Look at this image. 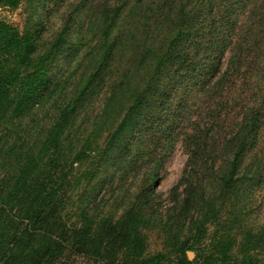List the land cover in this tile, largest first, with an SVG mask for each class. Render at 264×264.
Masks as SVG:
<instances>
[{"label": "trees", "instance_id": "trees-1", "mask_svg": "<svg viewBox=\"0 0 264 264\" xmlns=\"http://www.w3.org/2000/svg\"><path fill=\"white\" fill-rule=\"evenodd\" d=\"M113 1L59 96L49 72L64 31L33 58V36L0 21V264H264V235L247 225L264 179V0ZM178 141L182 198L157 218L153 185ZM146 160L120 215L96 213L117 172Z\"/></svg>", "mask_w": 264, "mask_h": 264}, {"label": "rangeland", "instance_id": "rangeland-1", "mask_svg": "<svg viewBox=\"0 0 264 264\" xmlns=\"http://www.w3.org/2000/svg\"><path fill=\"white\" fill-rule=\"evenodd\" d=\"M106 1L27 0L21 2L17 8L1 6L0 21L8 26L15 27L20 33L27 31L33 36L35 42L32 53L33 58L45 55L64 31L67 43L63 45L60 52L55 56L49 72V77L52 80L51 88L53 89L54 86L59 85L58 91H60L58 94L56 93L59 96L61 90L63 92L69 91L74 81L89 66L87 61L88 52L95 45V37L102 36V32L98 26L99 21L103 20L104 10L102 7ZM113 5L114 1L110 0L109 6ZM239 19L242 20L243 16H239ZM91 21L97 23L92 29ZM99 98L100 94H97L86 104V108L90 111V114L97 110ZM49 105L50 103H46L44 107H48ZM197 106L194 105L192 111H195ZM260 150L263 153L264 159V136ZM186 160L187 154L183 150L181 142L178 141L161 166L158 172L159 179L153 185L154 206L150 209V212L154 217L165 218V215H161V210L164 207L170 206L171 201L176 197L178 199L182 198V188L176 191H173V188L182 176ZM152 165V162L146 160L127 172H117L115 178L102 189L96 203L93 204L96 213L100 216L115 213V217H118L122 212L124 204H127L129 199L133 198V195L141 189L142 179L148 175ZM98 180L95 179L94 183ZM247 204V225L254 232L264 235V179L260 186L252 189ZM161 206L162 208H160ZM154 227H152L151 231L147 232L148 252L152 254L161 251L163 248L162 233ZM195 255V252H186V256L190 260H193ZM74 264L89 263L87 260L78 258Z\"/></svg>", "mask_w": 264, "mask_h": 264}, {"label": "water", "instance_id": "water-1", "mask_svg": "<svg viewBox=\"0 0 264 264\" xmlns=\"http://www.w3.org/2000/svg\"><path fill=\"white\" fill-rule=\"evenodd\" d=\"M190 256V255H189Z\"/></svg>", "mask_w": 264, "mask_h": 264}]
</instances>
